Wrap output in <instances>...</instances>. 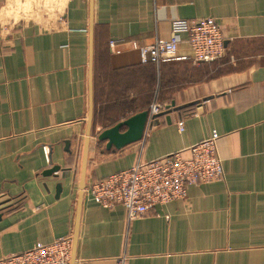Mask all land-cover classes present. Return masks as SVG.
Segmentation results:
<instances>
[{
  "label": "crops",
  "instance_id": "0c3cea01",
  "mask_svg": "<svg viewBox=\"0 0 264 264\" xmlns=\"http://www.w3.org/2000/svg\"><path fill=\"white\" fill-rule=\"evenodd\" d=\"M207 18L222 59L143 62L173 21ZM153 104L142 141H99ZM213 132L224 177L183 201L129 225L86 194ZM67 236L71 264H264V0H0V259Z\"/></svg>",
  "mask_w": 264,
  "mask_h": 264
},
{
  "label": "built area",
  "instance_id": "2783aa9c",
  "mask_svg": "<svg viewBox=\"0 0 264 264\" xmlns=\"http://www.w3.org/2000/svg\"><path fill=\"white\" fill-rule=\"evenodd\" d=\"M169 40H158L141 49L144 63H162L190 60L194 64L212 63L225 56L222 31L211 18L196 21L175 20L171 23ZM191 57H180L178 50L184 41ZM113 45V44H112ZM164 107L151 106V116L159 115ZM219 135H212L190 147L191 157L173 153L159 160L137 163L130 169L95 181L86 189L87 196L104 208L123 206L129 225L149 215L156 207L173 201L185 200L188 189L224 177L223 162L218 155ZM73 238L67 236L49 244H38L28 251L8 255L0 264H71Z\"/></svg>",
  "mask_w": 264,
  "mask_h": 264
},
{
  "label": "water",
  "instance_id": "95a60500",
  "mask_svg": "<svg viewBox=\"0 0 264 264\" xmlns=\"http://www.w3.org/2000/svg\"><path fill=\"white\" fill-rule=\"evenodd\" d=\"M161 115V114H159ZM159 115L150 118L149 111H143L128 119L119 122L112 128L104 130L100 133L98 139L107 142V148L123 149L129 145L138 143L143 140L149 122L154 121ZM126 129L125 131H122ZM59 171V167H55L48 172L54 174ZM82 184V188H83Z\"/></svg>",
  "mask_w": 264,
  "mask_h": 264
}]
</instances>
